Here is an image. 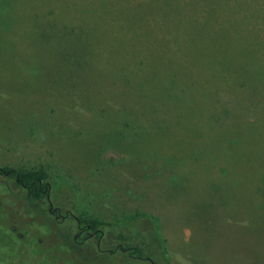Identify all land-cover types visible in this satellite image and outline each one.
Returning <instances> with one entry per match:
<instances>
[{
    "label": "rangeland",
    "instance_id": "obj_1",
    "mask_svg": "<svg viewBox=\"0 0 264 264\" xmlns=\"http://www.w3.org/2000/svg\"><path fill=\"white\" fill-rule=\"evenodd\" d=\"M99 1L0 0V165L45 168L53 206L114 231L77 246L72 221L58 237L32 220L49 202L0 183L28 236L0 222V264H264V70L189 63L160 20L139 24L153 40L123 25L139 0L92 20ZM116 231L146 258L109 251Z\"/></svg>",
    "mask_w": 264,
    "mask_h": 264
},
{
    "label": "trees",
    "instance_id": "obj_2",
    "mask_svg": "<svg viewBox=\"0 0 264 264\" xmlns=\"http://www.w3.org/2000/svg\"><path fill=\"white\" fill-rule=\"evenodd\" d=\"M259 2L261 0H139L134 8L137 6L142 7L141 21L136 20L135 15L133 18H129V14H124V18L120 20L128 29L133 30L132 33L135 32L134 29H138L140 33H143V35L135 36L136 39L140 38L141 41L149 40L150 35L148 31L142 30L139 24L146 21L160 20L159 23H154L157 25L156 28L159 29V32L169 28V31L174 33L175 36L178 33L177 37L181 40L178 41L186 45V52L191 59L189 63L197 66L205 61H210L211 64H215L214 66L220 67L221 65L216 64L217 61L228 64L231 60L232 62L240 61V65L257 66L259 72L264 70V15L258 13L256 5ZM92 3L91 13H88L91 15L92 20L95 17H101V15L105 16L109 12V15L113 16L112 1L101 0L98 3ZM198 7L199 10L197 11ZM82 12L84 10H80L81 14ZM137 12H139L138 7ZM134 63L137 68L138 64ZM125 67L127 70V65ZM231 68L235 70L233 67ZM235 71L237 72V70ZM248 72L255 73L253 70L245 71V73ZM245 79L250 80V77ZM137 81L140 84L143 83V80ZM55 179L56 177L43 167L24 170L12 165H0V183H6L5 187H8L9 182H11L13 187L23 191L27 204L34 207L41 201L49 202L46 209L37 210L41 212V217L34 213L32 220L46 221V226L53 231H57L58 237L63 234L60 226L66 219L72 221L76 227V235L73 237L72 243L77 246L85 238L94 237L99 240L104 235L108 236L114 231L109 223L93 218H83L73 210L64 213L59 207L53 206L51 201L53 198L52 192L55 190H53ZM6 191L7 193L10 192L9 189H6ZM7 193L5 197L8 196ZM9 207L10 204H7L6 208H3L4 210L0 212V222L15 231L18 230L22 250L28 236L22 232L21 227L17 225L14 219L13 221L7 220ZM16 210L20 211L22 208ZM26 213L24 212V215ZM13 217H15V214ZM28 235L30 238H36L31 233H28ZM116 239L119 242L110 247L109 251L121 248L128 252L131 257L146 258L141 246L131 243L123 245V242L129 240L128 235L117 232ZM99 244L98 246H100ZM33 258L35 260L32 261L33 264H43L39 255H33L32 260Z\"/></svg>",
    "mask_w": 264,
    "mask_h": 264
}]
</instances>
